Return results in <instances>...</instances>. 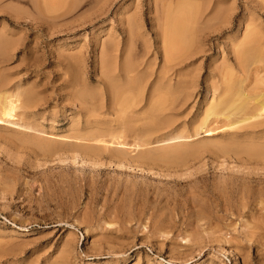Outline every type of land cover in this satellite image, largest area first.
Instances as JSON below:
<instances>
[{"label":"rangeland","instance_id":"obj_1","mask_svg":"<svg viewBox=\"0 0 264 264\" xmlns=\"http://www.w3.org/2000/svg\"><path fill=\"white\" fill-rule=\"evenodd\" d=\"M179 1L0 0V83L17 107L0 124V264H264V124L202 128L224 72L264 92V0L181 1L199 14L196 34L180 27L169 48L154 101L171 108L152 119L143 99L124 146L75 138L117 128L109 101L84 117L71 98H105L102 47L117 46L112 73L127 61L155 81L161 5L175 14Z\"/></svg>","mask_w":264,"mask_h":264},{"label":"bare ground","instance_id":"obj_2","mask_svg":"<svg viewBox=\"0 0 264 264\" xmlns=\"http://www.w3.org/2000/svg\"><path fill=\"white\" fill-rule=\"evenodd\" d=\"M181 1H183V0H180L179 2H177L178 10L180 12L177 10V12L175 14H173V13L171 14L170 10H169L170 4L172 2H169L170 4L165 3V4L161 5V9L162 10L164 9V12L162 13L161 19H162L163 26L166 27L165 30L160 34L164 64L161 67V70L157 74H155V77H156L155 81H150V82L144 81L143 77L146 76L145 72L144 71L142 72L141 70L137 69V67H135L133 63H131V62L127 63V61L124 65L121 66V72H122L123 76L122 75L119 76V75L115 74L114 72H113L114 73L113 74L112 71H110L111 62L108 61L109 56H107V55H110L111 52H115L117 50V46L116 45L111 46V44H108V45L106 44L105 46L102 47L101 53L106 55L104 60H103V63L106 66L104 69L105 70L104 75L106 76V78H105L106 82L103 81L104 82L103 85H105V87H104L105 88L104 89L105 94H106L104 96L105 98L104 99L99 98L97 100L96 99L97 97L95 96V99L90 98V100H89V98H86V95H84L83 93H81V92L75 93L74 91L73 92L75 94L71 98H72V101L78 106L77 108L81 109V111L82 110L84 111V113H85L84 117H85V115L86 116L88 115L91 117L92 112H95V110L98 109L99 105L102 106V104H104L103 103L104 100L106 102L109 101L110 104L116 108L117 117L119 118V119L117 118L118 119L117 128H114L115 130L114 129H111V130H109V129L108 130H105V129L104 130L103 129L97 130V129H95L97 131L92 132V133L86 132V134L85 133L83 134V132H82V134H79L75 137L76 139H78L80 141H84L86 143L89 142L87 145H91L90 144L91 142H94V143L95 142H97V143L101 142L102 144H105L106 149L109 148V147H107L108 144L109 145L124 146V145H126V143H125V141H123V139L126 136V133L128 131H131V132L133 131L127 125V122L130 121L128 118L129 113L132 112V109L135 106L141 104L143 99L148 98V103L151 105V107L148 108L144 112L145 115H147L148 117H151V118L152 117L155 118L156 116L161 115L163 112H165L171 108V106L173 105V100L170 101L168 104H166V103L163 104L162 101L161 102L160 101L159 102L154 101L155 97H158V95L164 91V86H165L164 81H166L167 74L172 69V66L168 65V63H170L173 60L174 55H173V51H171V50L169 51V48L173 47L174 44H176L177 40L182 37L181 35H183L185 33L182 30H181L180 34L176 33V31L180 27H185L187 29L186 31L190 35L196 34L197 29H196V27H194V23L196 21V18H195L196 15L199 14L198 6H196L195 4H193V5L192 4H183ZM200 1L205 2L207 0H200ZM189 16H190V20L188 21V23H185L186 17H189ZM124 33L126 35L125 45L126 46L127 45L132 46V44L134 42V38H135L134 33L131 31V29L124 30ZM243 49L241 48L240 50H243ZM244 50H243V52H245ZM251 51H250V53H251ZM253 52H255V51H253ZM238 53H239V56H241V51ZM243 54L244 53H242V55ZM247 58H248V56H247ZM247 58H245V59L247 60ZM257 59H259V58H257ZM252 60H253V58H252ZM248 61H249V59H248ZM248 61H247V63L245 62V60L242 62L243 63L245 62L246 64H248ZM243 63H241V64L243 65ZM222 77H223V80L220 82V85L217 88H215V91L219 92L218 97L216 98V100H214V102L210 103L208 109L206 110V114H205V117H204L203 123H202L203 124L202 128L204 126H208V122L211 118H218V117L223 118V120H225V121H230V123L228 122L230 126H234V125L244 123V122H248V121H256L259 119H261L260 122L262 124H264V92L251 93L250 91L247 90V86H245L243 83L245 80L237 79V78L234 79L233 77L231 78V76L228 75V72L227 73L224 72ZM71 78H70V80H71ZM65 80H67V79H65ZM73 80H74V77L71 80V84H72ZM64 81H63V83H64ZM67 81H65V84ZM167 81H168V79H167ZM74 82H76V81H74ZM71 84H69V86ZM75 84L76 83H73L74 86H76ZM3 85L4 84L0 83V124L10 125L11 122L8 121V119L13 118L15 116V110L17 107L15 105V101L13 100L15 96L12 94H14V93H12V94H5L4 93L3 94V92H6L5 91L6 88ZM167 91H170L169 88L166 89V92ZM162 94L164 95V93H162ZM165 94H167V93H165ZM126 115H128V117ZM130 119H132L131 116H130ZM89 120H91V119H89ZM93 120H95V116H94ZM116 122H117V120H116ZM142 130H143V128H142ZM142 132H144V131H142ZM205 132H207L209 134L210 130H207ZM130 135L132 136V134H130ZM106 138H108L109 140L106 141ZM180 139H184V138L181 137L180 135L177 137L174 136L173 138H169L170 141H177ZM134 140H135L134 142L136 143L140 139L137 138ZM142 140L143 139H141V141ZM167 140L168 139H166V141ZM133 143L131 145H133ZM102 144L100 145L101 147L99 146L100 148H97V149H96V147L95 148L84 147V148H86L85 154L87 153L86 155L90 156V157L92 155H94V156L97 155V157H98V154H97L99 152L98 149L102 150L101 149ZM106 144H107V146H106ZM93 145L95 146V145H99V144L95 143ZM82 147L83 146H81L80 148H82ZM118 149L114 150L113 152L110 151L111 155H112V153L115 152L114 154L118 158L121 157L120 155L123 153V151L118 150ZM82 150H83V148H82ZM103 150H104V148H103ZM109 150H111V149L109 148ZM246 150H247V148H246ZM250 151H251V149H250ZM259 151H258V154H259ZM114 154H113V157L111 156L112 158H116V156H114ZM246 154L248 155V153H246ZM256 154H257V152H256ZM259 155H257V156H259ZM94 156H92V157H94ZM90 157H88V159H89L88 161L90 164H92V165L93 164H96V165L99 164L98 159L96 161V157H95V160H90L91 159ZM248 157H249V155H248ZM255 157H256V155H255ZM255 157L253 159H255ZM256 159H261V158H256Z\"/></svg>","mask_w":264,"mask_h":264}]
</instances>
